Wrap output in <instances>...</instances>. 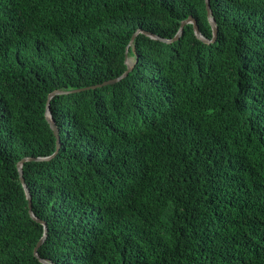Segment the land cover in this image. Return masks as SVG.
Returning <instances> with one entry per match:
<instances>
[{"label": "trees", "instance_id": "1", "mask_svg": "<svg viewBox=\"0 0 264 264\" xmlns=\"http://www.w3.org/2000/svg\"><path fill=\"white\" fill-rule=\"evenodd\" d=\"M0 0V264H264V0ZM135 48V52L133 51ZM123 80L96 87L122 76ZM90 88V89H89Z\"/></svg>", "mask_w": 264, "mask_h": 264}, {"label": "water", "instance_id": "2", "mask_svg": "<svg viewBox=\"0 0 264 264\" xmlns=\"http://www.w3.org/2000/svg\"><path fill=\"white\" fill-rule=\"evenodd\" d=\"M206 2V9H207V13H208V20H209V23L210 25L212 26V29H213V40H208L206 38H204L201 34V31H200V28L198 26V23L197 21L192 17L190 16L187 20H185L182 25H181V28H180V31L178 32V34L171 40L169 39H164V38H161L160 36L158 35H155V34H151L149 32H145L143 30H138L134 36L132 37L131 39V42H130V45H133L134 44V41H135V38L140 34V33H143L153 39H156V40H159L163 43H173L177 40H179V38L182 36L183 34V31H184V28L186 25H189V24H192L194 26V30H195V34L196 36L202 40L203 42L205 43H212L213 41L216 40L217 38V34H218V28L214 22V19L212 18L211 14V6H210V0H205ZM133 51L135 52V48H133ZM128 68L126 70V72L120 76V77H117L113 80H109L101 85H98V86H95V87H92V88H96V87H103V86H108V85H112V84H115L121 80H123L124 78H126L128 76V74L130 73V71L132 70L133 66L128 63V61L126 62ZM90 89V88H89ZM81 90H75V91H69V92H54L52 94L49 95V98H48V102H47V112H46V117H47V120L51 126V129L54 131L56 137H57V151L54 155L50 156V157H47V158H25L23 159L19 164H18V171H19V174H20V179H21V182L24 186V189H25V192H26V196H27V199H28V203H29V213L31 215V217L38 223L42 224L44 226V236L43 238L39 241V243L37 244L36 248L34 249V255L37 259H39V261L43 264H51L48 260L46 259H43L40 257L39 255V248L43 245V243L45 242L46 240V237H47V233H48V227H47V223L44 222V221H41L40 219H38L34 213H33V206H32V197H31V194H30V191L25 183V180H24V177H23V165L26 163V162H29V161H36V162H41V161H49L51 160L59 151L60 149V145H61V138H60V135H59V131L56 127V124L53 120V117L51 115V112H50V100L56 96V95H61V94H70V93H77V92H80Z\"/></svg>", "mask_w": 264, "mask_h": 264}, {"label": "rangeland", "instance_id": "3", "mask_svg": "<svg viewBox=\"0 0 264 264\" xmlns=\"http://www.w3.org/2000/svg\"><path fill=\"white\" fill-rule=\"evenodd\" d=\"M132 62H133L132 59H129V60H128V63L132 64Z\"/></svg>", "mask_w": 264, "mask_h": 264}]
</instances>
